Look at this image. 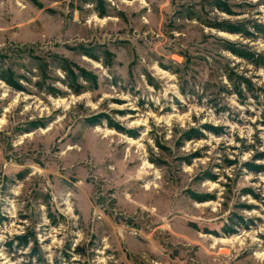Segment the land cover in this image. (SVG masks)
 Segmentation results:
<instances>
[{
  "label": "rangeland",
  "instance_id": "rangeland-1",
  "mask_svg": "<svg viewBox=\"0 0 264 264\" xmlns=\"http://www.w3.org/2000/svg\"><path fill=\"white\" fill-rule=\"evenodd\" d=\"M220 1L0 0V264H264V0Z\"/></svg>",
  "mask_w": 264,
  "mask_h": 264
},
{
  "label": "trees",
  "instance_id": "trees-1",
  "mask_svg": "<svg viewBox=\"0 0 264 264\" xmlns=\"http://www.w3.org/2000/svg\"><path fill=\"white\" fill-rule=\"evenodd\" d=\"M214 3H215V6L219 9H226L222 2L220 0H214ZM215 27H218L220 28L221 30H225V31H229V32H235V33H246L247 35L249 34L248 31H245L243 27L241 26H238V25H234L232 23H226V24H222V25H216ZM231 52L237 54L238 56H241V57H244V58H247V59H250L251 61L254 60V57H258L259 55H255L254 52H250V51H247L245 49H237V48H234V47H229L228 48ZM257 59V58H256ZM264 62L261 63V65H264L263 64ZM80 74L83 75L85 77V79H87V71H85L84 69H80ZM0 78H2L7 84L13 86L14 88H20V86L18 85L17 82H15L11 76L9 74H5L4 72L0 73ZM88 121H92L91 118L88 119ZM197 199H203L201 198V196H195Z\"/></svg>",
  "mask_w": 264,
  "mask_h": 264
}]
</instances>
